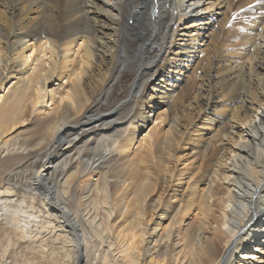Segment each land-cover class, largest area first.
Returning <instances> with one entry per match:
<instances>
[{
  "label": "bare ground",
  "instance_id": "obj_1",
  "mask_svg": "<svg viewBox=\"0 0 264 264\" xmlns=\"http://www.w3.org/2000/svg\"><path fill=\"white\" fill-rule=\"evenodd\" d=\"M201 2L0 0V264H264V0ZM222 12L213 51L243 61L162 90L180 29ZM223 101L212 130L200 111Z\"/></svg>",
  "mask_w": 264,
  "mask_h": 264
},
{
  "label": "rangeland",
  "instance_id": "obj_2",
  "mask_svg": "<svg viewBox=\"0 0 264 264\" xmlns=\"http://www.w3.org/2000/svg\"><path fill=\"white\" fill-rule=\"evenodd\" d=\"M209 1L210 0H202L200 5H202V7H205L206 5H208ZM212 1H214V0H212ZM197 7H198V5H197ZM210 10L215 12V10H213V8ZM211 11L210 12L208 11L207 13L201 11L200 12L201 14L199 13L200 18H201V16L206 17L207 15H210ZM232 14H233L232 11H229V13H227V15H226V17L228 16L227 18H225L227 21V23L225 25L226 30H228L230 28V22L232 21V19L230 20V18L232 16ZM24 15L27 16V20H31L32 16H37V12L35 10H32V11H30L29 15H26L25 12H24ZM188 17L189 16H187L186 18H188ZM220 19H222V21L224 20L223 12L221 14L217 15L216 19L214 18V20L210 24L203 23L201 25V27L198 28V31H196V34H194L193 36H188V35L190 32L194 31V29H195L194 27L187 28L185 31H184V29H180V32L177 34L176 40L181 41V42H189V45H185L186 47H188V49L180 51V50H178V48L175 47V45H173V46H171L172 49L168 52V55H167L168 58H170V61L166 62V61H168V59L163 58V60H161V62L159 63L161 68L155 74L154 79H155V81H157V83L161 82V84H163V87H161L162 90L168 92L169 90H171L173 88H177V92L181 91L180 86H176L178 84L179 79H182V78L184 79L183 81H181V85L186 84L187 81L189 80L190 73L195 72L197 74V71H200V69H201V65L203 66V69L201 70L202 72L205 73L206 71H210L211 73H213L217 76L218 74H216V72H217L218 68H220L222 66H228V67L232 66L234 68H237L236 66L239 64V61H241V62L243 61V58H238L237 56L233 55V53L230 50H226V51L223 50L222 54H218V53L213 51V50H219V49H218V46L217 47L214 46V43L209 38H210V36L213 35V31L215 29H218V24L220 25V23H221V22H219V21H221ZM100 34L102 35L101 31H100ZM204 34H206V36H204ZM194 38H197L198 41L196 42L195 45H192V42H194L192 39H194ZM205 47H209V48H207L206 52H204L207 59L203 62V64H200L199 60L202 59V48H205ZM227 47H229V45ZM227 47H225L224 49H227ZM213 48H215V49H213ZM178 51H180V52H178ZM191 55L192 56L195 55V56L191 58ZM211 63H213V64L210 65ZM199 66H200V69L197 70ZM247 68H248V66H247ZM201 71L198 73L200 74ZM205 79L206 78L205 77L202 78V76H200L199 78L198 77L195 78V76L192 77V85H191V87L188 90V93L186 95L187 101L185 102L184 106H183V104L180 105V107L183 109V111H185V110L189 111V112L191 110L194 111V106L197 104V102L200 101V99L197 98L198 96L196 94H200L206 88L205 85L202 86V82H203L202 80L205 81ZM130 82H131V80H130ZM173 84H176L175 85L176 87L173 86ZM175 94H177V93H175ZM158 95H159V93H158ZM161 99L166 100L168 98L160 97V98L153 99L150 101L148 99V96H145V98H143V102H148V103L150 102L151 104H154L153 101H156V102L159 101V102H157L158 109L153 111V115H154V113H156V112L158 113L159 109L161 108V105H160V103H162ZM188 103L189 104L192 103V104L189 105ZM186 104L189 106H187ZM232 104L233 103H231V102L229 104H227L225 101L218 102L214 106H212L211 109H208V107H210V106H207L206 109L201 110L200 115H202V117L207 119L205 122H207L208 124H206V125L209 126V128H211L212 130H214L215 126L209 123V119H211L213 117L218 118L220 116V114H228L230 117L232 115V113L235 112L236 105H239V104H237V102H235V104L233 106H232ZM48 105H50V103H48ZM146 107H149V105H146L144 108L145 110H143L144 116H146L148 114V111H151L154 108L153 105L150 106L149 108H146ZM202 111L205 113H203ZM184 113H187V112H184ZM224 117H226V115ZM165 123H163V125L160 128V129H162V133L164 132V129H165L164 127L166 126V125L164 126ZM232 123H235V121L232 120ZM207 126H205L203 130H199L200 132L197 131L196 134L198 136H200V135L203 136L205 134L204 131L206 132V130L208 128ZM126 128H127V126L125 125V127H123L122 131ZM148 129L149 128H145V127L141 126L139 129V133H141L140 136L144 135ZM194 132L195 131H192V133L191 132H188V133H189V135H190V133H191V135H195ZM157 135H159V133L155 134L156 137H157ZM161 135L162 134H160L159 137H161ZM182 146H184V147H181V157L182 156H184V157H182L181 161H179L177 163L178 164L177 167L179 169H182L183 167L186 168V170H184L183 173L187 174L188 173L187 171L191 170L190 168L194 167V165L198 166V163L193 162V160L190 159L189 152H190V150H192L190 148V145L189 144H187V145L183 144ZM180 183L181 182H179L178 188H175V185H174V187L172 185H170V187H169V188H171V190L169 189L170 192H172L173 189H176L178 192L177 197H176L177 199L173 198L171 200L175 204L178 203V201H179L178 198L180 196H182L184 194V192L185 193L187 192V190L185 189L186 184H182V183L180 184ZM166 202L170 203V201H168V200H166ZM263 252H264L263 250H262V252H259L257 250L255 261H257V259H258V261H260V259H262V258H263L262 260H264V257H261L262 254L264 256ZM236 264H238V263H236Z\"/></svg>",
  "mask_w": 264,
  "mask_h": 264
}]
</instances>
